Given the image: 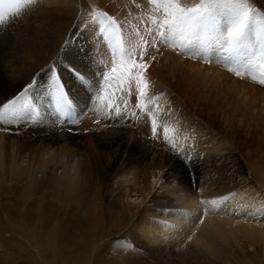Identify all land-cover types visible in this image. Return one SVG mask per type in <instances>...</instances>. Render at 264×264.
Wrapping results in <instances>:
<instances>
[{
    "label": "bare ground",
    "instance_id": "6f19581e",
    "mask_svg": "<svg viewBox=\"0 0 264 264\" xmlns=\"http://www.w3.org/2000/svg\"><path fill=\"white\" fill-rule=\"evenodd\" d=\"M100 1L87 3L95 8L93 12L103 13L105 10L95 3ZM111 1L116 7L113 5L115 8L107 12L120 15L116 20L123 27L124 32L120 27L118 31L125 48L139 45L138 56L141 48L147 53L142 57L150 63L146 81L153 85L146 93L148 107L143 110L134 85L131 90L135 94L125 103H118L114 94L111 103L127 113L120 117L105 106V100L91 102L103 72L114 63L118 66L120 57L113 58L115 54L106 36H97L103 26L96 27L89 21L83 0H31L16 16L0 24V112L28 85H32L28 91L30 105L38 109H25L22 117L5 113L0 124V128L11 129L0 130V204L3 205V198L16 201L18 206L12 211L21 218L20 223L30 225L33 222L23 220L22 210L39 203L36 217L39 214L40 218L39 222L33 219L34 223L47 232L55 227L58 240L64 220L90 209L93 247L81 255V264H87L93 249H100L104 241L114 238L112 234L125 226H130V236L120 242L115 252L132 264H264V200L258 214L251 211L253 180L234 149L220 146L219 138L192 115L180 96L170 91L169 76L165 78L162 72L163 76H159L164 68L163 64L156 66L162 60L159 57L164 55L168 60L177 56L178 48L172 46L179 42H172L165 49L153 42L155 47H148L149 36H135L136 29L145 27L141 20H135L137 13L153 14L154 6L162 7L164 0ZM189 4L187 0L183 6ZM162 17L158 27L165 20L164 14ZM68 41L73 45L63 48ZM101 54L107 55V64L101 63ZM57 56L66 57L63 63L79 71L60 65ZM214 65L212 72L219 74L221 66ZM166 67L171 71L169 64ZM54 70L72 101L69 116L59 115L50 93ZM204 71L203 66H192L186 74L188 81H200ZM154 117L158 125L156 136L151 128ZM53 150L69 156V163L60 161L65 172H58V155ZM160 179L169 183L165 187L176 181V187L156 189ZM230 194L233 196L228 197ZM176 198L183 199L194 212L181 210L184 205H178ZM196 198L211 201L206 210L215 215L214 219L209 220L208 214L205 218L197 206L188 202ZM9 219L12 220L11 214ZM55 245L48 244L59 248ZM249 245L253 250H249ZM36 263L46 264L42 259Z\"/></svg>",
    "mask_w": 264,
    "mask_h": 264
},
{
    "label": "rangeland",
    "instance_id": "374dc122",
    "mask_svg": "<svg viewBox=\"0 0 264 264\" xmlns=\"http://www.w3.org/2000/svg\"><path fill=\"white\" fill-rule=\"evenodd\" d=\"M186 1H182L181 4H186ZM249 1L250 6L256 9L254 18L257 23L252 25L249 32V43L252 45L253 51L250 55L246 54L243 61L237 62L233 60L216 46H213L207 51V53H205L200 40L204 35V32L200 31L197 36L192 37V43L189 44L187 48L181 47V37L179 33H177L175 40L179 43H175L172 46L178 48L176 52L177 56L167 60L166 58H163L164 55H161L159 58L162 60L160 63H157L156 66L158 67L163 64L164 68L160 70L159 76H163L161 72L165 74V78L169 76L167 79L170 91L178 97L180 96L192 115L198 117L199 120L209 128L210 132L219 138L220 146L234 149L236 157L241 161L244 170L250 175L253 182L256 183V185H254V183L250 184L253 185L250 190V197L252 204L251 211L258 214L262 209L264 200V84L260 82L261 80H264V75H262V73H264V67L261 66L259 59L261 47L264 46V18L261 16V14L264 13V3L257 0V3L262 6L258 7L257 3H254L252 0ZM188 2H190L188 7H191L199 3L200 0H188ZM95 3L101 6L107 15L111 16L116 21V25L120 27L119 30L123 31V27H121L122 25L119 26L120 24L116 20L120 18V15L113 12L108 14L107 12L109 9L115 8L116 3L114 2L113 4L110 0H101L100 2ZM184 7H187V5ZM92 10L94 11L95 8L93 7ZM93 11L91 13L87 11L86 14L90 17L89 21H91L94 26L99 27L100 22L97 17L100 13ZM217 13L221 16V22L223 24V20H226L223 10L217 9ZM162 14V7L159 4L154 6L153 14H143L142 12L137 13L135 20L137 22L141 20L143 23L141 26L145 27L142 30L136 29L135 36L139 33L147 35L153 44L158 43L161 45L160 47L165 49L166 47L171 46V39L167 41L166 44H161L158 42V36L156 39H153L150 35L152 31L158 32L161 30L158 27V23L164 19ZM125 18L123 19L128 21V16ZM128 23L129 22H126L125 24ZM258 33L259 40L257 39ZM169 35L171 36V33H169ZM97 36L102 38L104 35L99 31ZM135 42L136 39H134L132 44ZM51 43V45H54L53 41ZM69 44L73 45L72 42L68 41L63 48H68ZM159 50L162 51V49ZM179 52L183 54L179 55ZM105 56L107 55L101 54L102 64H107L109 62L107 57L104 58ZM115 57H117L116 54L113 58ZM63 58L66 57H56V60L60 65L63 63ZM153 58V60L157 59L156 57ZM249 60L252 62V67L245 70V68L241 67V64H246ZM168 64L169 68H171V71H169L170 73L168 72V69H166ZM213 64H215V67L221 66L219 74L212 72ZM192 66H203V68H205V71L202 74L204 77L202 76V79L198 82L188 81L187 75L189 74V71L192 70ZM65 67L79 71V69H74L69 64H65ZM237 70L241 72L239 77L235 74ZM182 74L185 76H181ZM215 74L214 81L219 84L212 81V76ZM115 75L118 76L117 74ZM147 83L149 87L152 85V83L148 81ZM132 85H134V90L138 91L135 81L132 82ZM201 86L203 87L201 88ZM149 87L146 93L150 92ZM191 96H193L192 99L190 98ZM209 143L210 141L208 144ZM52 152H56L58 155L55 160V162L59 161L56 166L58 172H65L63 171L64 168L60 167V161L69 163V156L58 150H53ZM119 179H122V177L119 176ZM166 185H169V183L165 182L164 179H160L156 189L163 186L162 189L171 190V188L176 187V181H172L169 187H165ZM258 185L262 186V188H258ZM230 196L233 195L230 194L228 197ZM132 199V201H134L135 197ZM3 200V205L0 204V264H38L36 262L41 259L42 262L45 261L46 264H81L79 261L81 255L83 253H89L92 249L93 242L90 235L92 211L90 209H85L82 212L75 214V216L73 215L74 217L71 216L64 220L63 224L60 226L61 238L58 240L59 238L58 234L55 232L57 231L55 227L54 229L51 227V232H47L45 227L42 228V225L36 223L39 222L40 218L39 214L38 217H36L40 205L39 203H36L38 206L33 207L30 210H22V213L25 216L23 217V220H30L33 222L29 223L30 225H23L25 224V221H21L20 223L19 219L21 218L12 211L18 206L16 201L6 200L5 198H3ZM175 202L178 205H184L181 210H184L189 214L194 212V210L191 211L192 208L186 207L183 199L176 198ZM188 202H190L192 206H197L199 212L205 214V218H207L206 214H208L209 220L214 219L215 215L206 210L208 203L211 201H204L202 198H196L194 201L189 200ZM229 203L230 201L226 204ZM10 214L12 220L9 219ZM235 215L237 214L235 213ZM221 216L229 217L226 216V214H221ZM33 219L36 221L35 223ZM48 220L54 221V218L48 216ZM48 220L47 222L45 221L47 225ZM13 221H16L15 224L12 223ZM129 223L130 222H127L126 224L129 225ZM228 227L230 228L232 225H228ZM130 232V226H125L121 232L117 231L113 233L112 236L114 238L104 241L99 247L100 249H93L91 254L92 258L89 259L87 264H132L130 260L122 259L120 253L115 252L118 250L120 242L123 239L127 240L129 238ZM50 242L51 245L56 243L57 245L55 246H59V248L49 247L48 244ZM232 242L233 244H236L234 240H232ZM235 247L237 246L235 245ZM248 248L249 250H253L250 245ZM99 251L103 252V254L100 255ZM54 252H58L57 255H54ZM31 253L33 254V257H36L34 258L36 262L32 260ZM262 256L264 258V250ZM248 263L252 264L250 262Z\"/></svg>",
    "mask_w": 264,
    "mask_h": 264
},
{
    "label": "snow or ice",
    "instance_id": "6c2138e0",
    "mask_svg": "<svg viewBox=\"0 0 264 264\" xmlns=\"http://www.w3.org/2000/svg\"><path fill=\"white\" fill-rule=\"evenodd\" d=\"M30 2L31 0H0V24H4L7 18L16 16L22 6ZM253 2L257 3V0H253ZM83 3L89 12L93 11L87 0H83ZM257 5L262 7L259 3ZM217 9H222L226 16L223 24ZM162 11L165 20L159 25L161 30L150 33L153 39L158 36V42L161 44H166L170 39L175 43L174 37L179 33L181 47L187 48L192 43V37L203 31L204 35L200 40L205 53L216 46L228 57L239 62L244 60L246 54L250 55L253 51L252 45L249 43V32L252 25L257 21L254 18L256 9L250 6L249 0H200L199 3L191 7H184L180 0H164ZM261 16L264 18V13ZM97 19L103 25L99 31L108 38L113 53L120 57V63L118 66L114 63L108 70L103 72L98 89L95 95L92 96L91 102L93 100H105V106L114 111L116 117L127 115V113H122L121 108L116 104H112L111 101L115 94L118 103L127 102L129 97L135 94L131 90L132 82L135 81L138 88L139 107L141 110L147 108L145 96L149 85L146 81V70L150 67V63L142 59L147 53L141 48L138 56L136 49L140 47L139 45H134L130 49L125 48L116 21L111 16L100 13ZM169 33H171V36ZM93 36H95V32ZM257 39L259 40V33ZM141 40H144L143 36H141ZM146 43L148 47H155L151 41ZM259 59L261 66L264 67V46L261 47ZM241 67L245 70L252 67L251 60L246 64H241ZM137 70H139V74H136ZM117 72L120 73L119 76L114 75ZM235 74L239 77L241 72L237 70ZM114 80L116 81L115 84H113ZM260 82L264 84V80ZM49 85L56 111L61 117L69 116L68 109L71 107L72 101L68 97L58 71H53ZM31 86H26L24 92L18 98L3 105V112H0V124L5 118V113L12 117H22L25 109L38 111L34 105H30L28 100V91ZM151 128L153 135L156 136L158 125L155 117ZM0 130L11 131L10 128H0ZM164 131L167 138V129ZM185 162L188 163V161ZM133 247H136L134 242Z\"/></svg>",
    "mask_w": 264,
    "mask_h": 264
}]
</instances>
